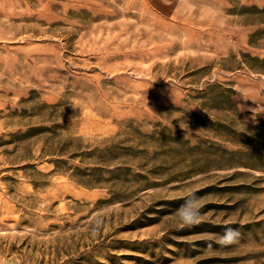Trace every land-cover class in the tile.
Here are the masks:
<instances>
[{
    "label": "rangeland",
    "instance_id": "rangeland-1",
    "mask_svg": "<svg viewBox=\"0 0 264 264\" xmlns=\"http://www.w3.org/2000/svg\"><path fill=\"white\" fill-rule=\"evenodd\" d=\"M0 264H264V0H0Z\"/></svg>",
    "mask_w": 264,
    "mask_h": 264
},
{
    "label": "clouds",
    "instance_id": "clouds-1",
    "mask_svg": "<svg viewBox=\"0 0 264 264\" xmlns=\"http://www.w3.org/2000/svg\"><path fill=\"white\" fill-rule=\"evenodd\" d=\"M251 111L255 112L256 109H251ZM201 208V198L198 197L195 192H189L184 198V203L181 204L176 211L178 221L185 226L199 224L202 216ZM239 236L240 233L238 230L232 227H226L215 242L222 246H229L236 244L239 240ZM209 247H211V244H209Z\"/></svg>",
    "mask_w": 264,
    "mask_h": 264
}]
</instances>
